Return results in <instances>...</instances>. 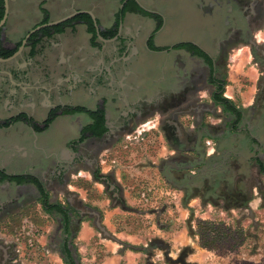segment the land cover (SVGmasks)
Segmentation results:
<instances>
[{
    "label": "crops",
    "instance_id": "obj_1",
    "mask_svg": "<svg viewBox=\"0 0 264 264\" xmlns=\"http://www.w3.org/2000/svg\"><path fill=\"white\" fill-rule=\"evenodd\" d=\"M190 1L189 7L204 19L202 24L208 28L210 39L204 42L207 44L204 47L192 38L177 43H191L208 56H216L218 49L224 47L226 28L223 7L212 0ZM6 5L5 20L0 27V59L6 58L3 57L5 53H14L21 40L36 26L60 20L74 12H89L99 28L100 37L105 40L96 39L91 43L86 26L72 21L59 27L58 31L35 32L16 56L10 60H0V171L3 175L35 179L46 192L48 202L57 203L51 196L55 188L64 199L67 191L74 193L70 181L64 187L52 174L56 169H62L63 161L70 156V142L77 136L80 120L78 113L68 116L62 111L90 107L99 97L110 98L112 92H129L130 100L140 97L148 102L154 92L174 91V76L178 68L189 71L192 59L199 61L189 58L183 50H176L180 52V60L186 62L175 67L174 62L167 60L166 51L147 49L150 36L154 47L171 45L160 43L163 19L156 9L147 10L142 0H6ZM137 7L157 19L138 13ZM179 9L185 10L183 5ZM180 25L193 26L194 29L201 26L197 21ZM109 34L114 35L107 38ZM259 35L261 38L256 45L260 56H264V32L255 30L253 37ZM160 57H163V61ZM261 64L254 60L249 45L235 43L228 46L223 57L222 97L238 108H251L255 96L260 92ZM207 92H211V88ZM205 103L209 107L206 116L213 120L209 125L218 127L222 121L221 109L214 106L210 98ZM53 111L56 117L41 132L22 120L5 125L9 119L22 114L40 128L48 113ZM141 118L135 122L137 125ZM58 121H68L70 132L64 135L62 147L53 151L41 137ZM240 137L244 139V144L239 143ZM233 138L229 141L233 148H238L244 156L248 155L246 158L252 156L249 139L244 135ZM203 143H211L210 153L216 156V143L209 139H203ZM41 151L47 152V156H42ZM259 155L264 158L263 154ZM75 170L78 175L79 168ZM32 203H37L42 210L35 186L30 183L15 184L0 178V264H63L58 252L62 233L56 248L46 244L48 236L45 234L35 240L40 247L28 249L26 246L22 248L21 241L13 238L9 232L7 235L2 231L1 225L10 210H14V214H21ZM55 219L58 231H61L59 221ZM7 243L15 246V256H8ZM72 243L79 264H141L140 254L111 247L104 240H95L86 224L81 223Z\"/></svg>",
    "mask_w": 264,
    "mask_h": 264
},
{
    "label": "rangeland",
    "instance_id": "obj_2",
    "mask_svg": "<svg viewBox=\"0 0 264 264\" xmlns=\"http://www.w3.org/2000/svg\"><path fill=\"white\" fill-rule=\"evenodd\" d=\"M142 3L149 11L156 9L163 19L164 27L159 35L162 45L189 38L197 39L203 47L207 45L204 42L210 39V32L202 24L204 19L189 7L190 0H142ZM180 5L185 10L181 11ZM196 21L201 25L198 29L180 25ZM260 38V35L256 36L255 41L259 42ZM225 51L223 49L216 61L218 75L223 74ZM166 52L167 60L174 62L175 67L185 64L186 61L179 58V51ZM258 59L259 54L256 55ZM160 60L163 61V57ZM262 65L258 86L264 88ZM259 93L264 96V91ZM206 95L207 90L204 89L197 94L199 97L195 102L205 104ZM162 114L164 112L149 113V118L142 117L138 125L134 124L133 133H127V137L116 144L103 146L99 168L114 174L119 188L117 203L110 201L104 189L93 184L84 172L70 177V188L74 192L70 202L79 212L72 214V236L75 238L81 223L86 224L95 240H104L111 247L140 254L141 264H264V192L259 194L252 184V180H256L264 187V176H257L251 165L250 177H244V181V167H240L232 171V181L220 176L213 177L212 184L199 181L186 196L168 186L158 171L162 160L173 153L158 132ZM182 115L176 120L184 128L193 116ZM202 122L210 124L213 120L203 115ZM68 127V121L55 122L41 138L53 151L58 150L62 147L64 135L70 132ZM238 140L244 144L243 138ZM199 143L203 154L211 156V143ZM41 154L47 156V152L41 151ZM164 173L169 172L165 170ZM245 192L248 194L242 197ZM236 195L240 201L247 196L249 200L236 207L237 202L232 199ZM51 196L65 207V199L57 188ZM8 213L1 225L2 231L21 241L22 248L40 247L35 240L45 234L48 236L46 244L57 247L61 238L57 221L44 214L37 203L28 205L21 214H14V210ZM6 245L8 256H15V246Z\"/></svg>",
    "mask_w": 264,
    "mask_h": 264
},
{
    "label": "flooded vegetation",
    "instance_id": "obj_3",
    "mask_svg": "<svg viewBox=\"0 0 264 264\" xmlns=\"http://www.w3.org/2000/svg\"><path fill=\"white\" fill-rule=\"evenodd\" d=\"M212 1L224 10L223 22L227 29L224 32L223 45L225 48L221 46L216 56H207L208 62L186 52L189 58H196L199 62L192 59L189 71L178 68L174 76L175 90L154 92L148 102L140 97L130 100L129 92H112L108 99L99 97L90 107H81L82 111L78 113L80 120L77 136L70 142V156L63 161V168L56 169L52 174L54 179L59 183L61 181L63 186L67 187L70 177L77 174L75 169L79 168L78 172L82 171L87 174L93 184H98L104 189L110 201L117 203L119 188L114 180V174L104 172L99 168L103 146L112 145L120 141L127 133H133L134 124L141 116H147L152 112H164L158 132L165 141L166 147L173 153L162 160V165L158 170L163 181L185 196L199 181L212 184L213 176L209 171L216 167L218 160L215 157L218 153L216 156L203 154L202 144L199 143L203 139H208V126L211 125L202 122V116L209 112V107L206 103L199 104L195 100L199 97L197 96L198 91L209 88L211 92H207L206 96L210 98L214 87L209 83V78L212 75L221 79L222 74L218 75L216 61L223 49L226 50L228 46L235 43L247 44L254 60L264 64V56H260L253 37L255 30L264 29V0ZM257 54H259L258 60H256ZM259 90L263 92L264 88L259 87ZM182 114L193 116L192 121L187 126L184 125V128L176 120V117L184 116ZM65 115L72 116L73 113H70L68 109ZM198 146H201L200 150ZM199 151L205 162L201 166L196 163ZM165 170L169 173H164ZM65 196L64 210L73 222L72 214H79V212L70 202L72 194L67 191ZM81 204L82 202L79 201V205Z\"/></svg>",
    "mask_w": 264,
    "mask_h": 264
},
{
    "label": "trees",
    "instance_id": "obj_4",
    "mask_svg": "<svg viewBox=\"0 0 264 264\" xmlns=\"http://www.w3.org/2000/svg\"><path fill=\"white\" fill-rule=\"evenodd\" d=\"M136 11L144 16L153 17L157 19V17L153 16V14L148 13L138 7ZM41 12L44 13V10H41ZM2 14V0H0V19L2 17ZM72 21H79L80 23H83L86 26L87 31L91 35V43L96 41L97 38L95 35L94 28L92 26L91 19L85 14L75 16L74 18L51 28H43L39 32L46 33L51 30L58 31L59 27L68 24ZM159 26L160 23L158 24L156 30L159 28ZM113 35L114 34H109L107 38ZM147 49L150 51L183 50L192 56L202 59L204 62H208V55L191 43L182 42L163 48H157L152 45L150 36L147 41ZM11 53L12 52L5 53L3 57H8ZM220 78L221 79H218L212 75L209 78V83L214 87V90L210 95V99L214 106H217L221 109L222 114L221 125H219L218 127L208 126L209 133L207 137L208 139L213 140L216 143L215 149L218 153V155L215 157L218 160V162L216 163V167L210 170L209 173H211L213 177L220 176L222 179H225L229 182L232 181V171L234 169L244 167V175L242 176V180L244 181V177H250V166L252 165L257 176H264V158L262 159L259 156V154L264 155V96H260V93H258L259 95L257 94L255 96L254 105L249 109L238 108L232 102L222 97V91L224 86L223 74ZM81 111L82 108L74 107L70 110V113H79ZM64 113L66 112L62 111V114ZM55 117L56 114L54 111L49 112L46 119L42 122L40 128L35 126V124L30 119L25 118V116H23L22 114L9 119L5 123V125L18 120H22L28 125L33 126L35 131L41 132L48 127V125ZM238 135H244V137L249 139V149L250 151L253 150L252 156L246 158L238 148H233L232 142L229 141L231 139H234L233 137H236ZM200 148L201 146H198V150H200ZM197 158L198 160L196 161V163L198 166H201L203 165V163H205L202 160V153L200 151L197 155ZM232 161L234 162L231 164ZM0 178L2 180L10 181L15 184L30 183L35 186L39 195V200L43 212L53 216L54 218H57L59 221L62 238L58 246V252L60 254L62 263L79 264V259L76 254L75 247L72 243L74 239V237L72 236V233L74 231V222H71V219L66 215V211L64 210V208L58 203L48 202L47 194L44 191L42 185L31 177L8 176L3 175V173L0 171ZM252 182L254 188L259 194L264 192V187L260 182L256 180H252ZM246 184L247 182L245 181V185ZM247 194L248 193L245 192L242 197ZM232 199L237 202L236 207H239L241 204L248 201L249 197L247 196V198L243 199V201H240L239 196L236 195L235 197L232 196Z\"/></svg>",
    "mask_w": 264,
    "mask_h": 264
},
{
    "label": "water",
    "instance_id": "obj_5",
    "mask_svg": "<svg viewBox=\"0 0 264 264\" xmlns=\"http://www.w3.org/2000/svg\"><path fill=\"white\" fill-rule=\"evenodd\" d=\"M2 2H3V5H2V7H3V14H2V17H1V19H0V27H1V26L3 25V23H4L5 16H6V9H7L6 0H2ZM80 14H86V15L89 16V18L91 19L92 26H93V28H94L95 35H96L97 39L100 40V41H105V40H103V39L100 37V35H99V28L97 27L96 22H95L93 16H92L89 12H74V13H72V14H70V15H68V16H66V17H64V18H62V19H60V20L53 21V22H47V23H45V24H41V25L36 26L34 29H32V30H31V31H30V32L24 37L23 40H21L20 45L17 47L16 51H15L12 55H10V56L7 57V58L0 59V60H1V61H6V60H10V59L13 58L14 56H16V55L22 50L23 46H24L25 43H26V40L29 38V36H30L31 34L37 32V31H39V30H41V29H43V28H48V27L56 26L57 24H60V23H62V22H65V21H67V20L73 18L74 16H77V15H80ZM113 39H115V38H113ZM111 40H112V39H111ZM111 40H108V41H111Z\"/></svg>",
    "mask_w": 264,
    "mask_h": 264
}]
</instances>
